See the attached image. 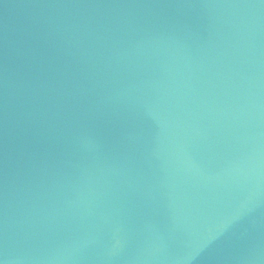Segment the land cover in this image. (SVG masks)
I'll return each mask as SVG.
<instances>
[{
	"label": "water",
	"instance_id": "1",
	"mask_svg": "<svg viewBox=\"0 0 264 264\" xmlns=\"http://www.w3.org/2000/svg\"><path fill=\"white\" fill-rule=\"evenodd\" d=\"M0 264H264V0H0Z\"/></svg>",
	"mask_w": 264,
	"mask_h": 264
}]
</instances>
